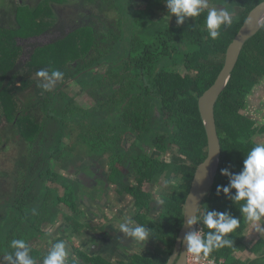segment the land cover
<instances>
[{"label":"trees","instance_id":"trees-1","mask_svg":"<svg viewBox=\"0 0 264 264\" xmlns=\"http://www.w3.org/2000/svg\"><path fill=\"white\" fill-rule=\"evenodd\" d=\"M22 2L0 0V36H7L2 43L5 47L2 60L3 56L8 59L22 51V46L18 44L20 39L30 40L42 34L55 35L58 32L60 35L55 42L39 47L37 51L45 48L48 52L80 30L83 32L81 45L84 50L74 63L64 57L62 63L51 65L37 60V51L25 65L23 61L17 62L18 59L6 65L7 61L0 59V71L3 70L0 79V122H4V126L0 127V145L29 143V154L26 157L21 154L22 158L15 160L11 172L15 180L13 188L24 192L21 206L36 205L34 211L37 216L33 215L39 216L36 226L45 221L52 204H64L77 211L80 199L72 193L73 184L65 175L51 169L52 160H63V168L74 161L62 159L63 156H70L73 150L65 148L64 138H72L75 134V148L89 136L93 138L95 149L102 148V143H105L107 149L115 151L118 146L114 129L105 132L104 127H121L123 124L110 122L111 115L116 119L123 117L127 120L125 125L134 128L151 120V140L154 138L155 142H162L160 149H164L169 139L188 161L185 164L176 160L170 170L183 176L187 192L182 196L165 198V214L157 219L151 230V238L156 244L164 245L170 254L183 225L184 203L195 171L208 154V139L198 100L221 73L228 47L248 15L264 0H209L210 6H224L233 13L232 25L223 28L216 40L208 36L205 28L206 11L178 26L175 17L167 16L164 0H81L77 4L74 0H38L40 3L34 6ZM71 4L75 6L68 7ZM60 10L69 12V15L63 17ZM155 14H159L156 21L152 18ZM103 17L117 19L115 23H110L103 21ZM77 19L82 20V24L74 22ZM72 49L68 46L63 50L62 46L60 52L68 56ZM101 67H105V71L97 72ZM181 68L187 71L185 75ZM40 69L59 70L64 73V78L51 91H45L40 86L41 78L36 75ZM69 80L76 81L94 100L91 102L94 105L82 109L69 101L62 91ZM263 83L264 27L245 44L231 79L215 106L222 147L221 165L215 185L199 211V226L203 227L204 233L208 231L202 224V214L207 209L229 212L240 219V226L230 236L234 247L214 250L208 257L218 262L223 260V264H264V256L248 260L242 258L246 253L256 257L261 243L255 246L246 243L244 231L247 222L239 206L223 193L217 195V186L229 183L228 178L221 174V169L239 173L243 169L245 155L257 143L255 139L264 140V123L259 121L260 115L247 111L249 98ZM39 112L42 121H38ZM100 114L109 117V121L100 124L96 116ZM45 120L49 122L45 123ZM160 126L164 127L166 133L162 136L166 138L153 136ZM108 138L112 139L111 145L105 142ZM81 153L76 152V161L81 159ZM168 168V165H162L151 173V179L164 174ZM113 170L117 173L115 167ZM3 176L8 177L7 174ZM50 181L59 184V187L48 186L46 183ZM61 188H64L62 195ZM32 198L35 203L30 201ZM76 199L77 204L73 201ZM11 240L7 234L4 235V231L0 232L2 254L12 251ZM31 256L35 259L37 252L33 251ZM167 256L153 254L151 261L135 257L130 264H166ZM91 262L111 264L99 258H92Z\"/></svg>","mask_w":264,"mask_h":264},{"label":"flooded vegetation","instance_id":"flooded-vegetation-1","mask_svg":"<svg viewBox=\"0 0 264 264\" xmlns=\"http://www.w3.org/2000/svg\"><path fill=\"white\" fill-rule=\"evenodd\" d=\"M74 22L82 24L83 21L77 19ZM69 23L75 25L73 21H69ZM55 35L59 36L60 33ZM105 69V67L98 68L97 72H104ZM73 84L79 86L77 93L83 91L82 94L85 96L82 99L83 104L77 105L82 109L88 105H94L91 103L94 100L85 93L76 81L69 80L66 82L62 91L65 87ZM67 96L69 101L76 104L75 97ZM249 100L251 101L250 98ZM96 116L100 119V124L109 121L107 116L101 114ZM38 118V121L43 120L41 112L38 113ZM110 118L112 123L118 121L123 124L121 127L114 126L113 128V126L108 125L104 127L105 132L108 129H114V138L116 146H118L115 151L121 150V154L118 152L116 156L111 155L109 157L112 151L107 149L105 143H102V148H91L87 153H81V159L76 161V152H72L75 150L74 134L72 138H64L65 148L71 147L70 149L73 150L70 156H63L62 158L65 161L70 159H74V161L67 168L62 167L63 160L55 159L51 162L52 171L65 175L72 184H80L81 200L77 211L71 210L64 204H52L48 208L50 212L45 221L36 226V221L39 219V216L35 217L37 216L34 211L36 205L21 206L25 199L24 196L21 201H14L7 208L0 205V232L4 231V235L7 234L9 239L23 238L25 241L27 240L32 249L31 253L37 252V257L34 259H38L37 264H42L43 257L51 245L59 240L65 241L71 251L68 264H92V258H99L111 264H130L135 257L151 261L153 254L168 255L166 264L170 262L174 249L168 254V249L164 245L156 244L151 238V233L148 241L143 244L135 243L134 240L124 237L122 232H118V225L122 222L123 217H131L136 224L148 227L151 231L157 219L165 214V198L182 196L187 192L183 176H178L170 170L176 160L185 164H188V161L180 154L176 144L169 139H167L168 144L163 147L164 149H160V146H163L162 142H155L154 138L151 140V120L145 122V125L134 128L125 125L127 120L123 117L116 119L115 116L111 115ZM48 122L45 120V123ZM165 133L158 130L153 132V136L158 135L159 139L166 138L162 136ZM111 140L108 138L105 142L111 145ZM160 156L162 158H159ZM167 156H171V158L168 160ZM53 164H56L60 171H55ZM162 165H168L169 168L164 174L156 175L151 179V173L160 169ZM114 167L117 169V173L114 172ZM70 168L73 170L70 171ZM37 178L42 179L41 176ZM50 178L53 180L52 177ZM162 178H168L165 186L168 194H165L162 200L158 201L156 184L161 186L163 184ZM46 184L51 187H59V184L51 181ZM11 186L13 188V185ZM12 188L8 190L6 187L4 193L7 195L16 193V191L13 192ZM4 199L7 198L4 197ZM82 199L83 202H81ZM30 201L35 203L34 198ZM143 203H147V205ZM61 206L66 208L69 213L62 211ZM2 251L0 247V258L5 256Z\"/></svg>","mask_w":264,"mask_h":264},{"label":"clouds","instance_id":"clouds-1","mask_svg":"<svg viewBox=\"0 0 264 264\" xmlns=\"http://www.w3.org/2000/svg\"><path fill=\"white\" fill-rule=\"evenodd\" d=\"M164 3L168 10L167 16L175 17L178 26H183L187 20L199 17L206 11L204 24L212 40L219 38L221 30L233 23V13L228 8L210 6L209 0H164ZM36 75L41 78L40 86L45 91H51L55 84L64 78V73L59 70L40 69ZM207 161L201 167L206 165ZM221 174L228 178L229 183L224 186L218 185L217 195L223 193L233 204L238 205L243 219L258 233L264 234V143L254 144L247 152L243 169L239 173L221 169ZM200 223L199 216L188 217L186 221L189 229ZM202 224L208 229L206 233L202 230H191L186 233L183 241L186 247L184 256L191 255L198 260L201 257L207 259L214 250L234 247V241L230 236L240 226V219L229 212L207 209L202 214ZM118 229L124 237L134 240L135 243L143 244L150 239L151 231L148 227L136 224L131 217H123ZM10 248L12 251L4 256L7 264H37L25 239H12ZM70 255L67 243L59 240L51 245L43 257L42 264H68ZM184 256H181V260Z\"/></svg>","mask_w":264,"mask_h":264},{"label":"water","instance_id":"water-1","mask_svg":"<svg viewBox=\"0 0 264 264\" xmlns=\"http://www.w3.org/2000/svg\"><path fill=\"white\" fill-rule=\"evenodd\" d=\"M260 5H264V2L250 12L237 36L228 47L225 64L221 73L215 83L198 100L199 111L208 139V154L203 163L210 158L206 165L201 167L203 164L201 163L195 171L190 191L184 203L183 225L168 264H174L175 260H177L176 264H187V256H184L186 254V247L183 243L184 237L188 231L196 230L198 227L197 224L192 229H189L186 224L187 218L199 216V210L210 194L218 177L222 147L217 131L215 106L231 79L245 44L264 27V7ZM181 256H184L182 260ZM106 259L112 262V260Z\"/></svg>","mask_w":264,"mask_h":264},{"label":"rangeland","instance_id":"rangeland-1","mask_svg":"<svg viewBox=\"0 0 264 264\" xmlns=\"http://www.w3.org/2000/svg\"><path fill=\"white\" fill-rule=\"evenodd\" d=\"M22 1H23L22 2L23 4H31L33 6L36 5V3L38 2V0H22ZM74 1H75V4H77L81 0H74ZM14 2H16V0H14ZM38 3H40V2H38ZM75 4H71V6H68V7H73V6H75ZM141 6H139V7H141ZM62 9H64V8H62ZM60 14H62L63 17H66L67 15H69V12L66 13V12L61 11ZM158 17H159V14H155V16H153L152 18L154 21H156L157 19H159ZM116 19H117L116 17H113L110 19L109 18L106 19L103 17V21H108L110 23H115ZM80 31L81 32H79V31L76 32V34H74V36H72L71 38L62 42L63 44H56L54 46V48H52L50 51H48V52H50V54H48V52H46L47 50H45V48L40 50V51H37V49L39 50V47H42V46L46 47L48 45H51L52 42H55L56 39H58L59 37L55 36L54 34H42L38 37L31 38L30 40H24V39L19 40L18 39L19 40L18 44L20 46H22V48H23L22 51H19L18 54H16L15 56H12L11 58H8V59H6L3 56V60L7 61L6 65H8V64L11 65L12 63H14L18 59L17 62L23 61L24 65H25L26 63H29L31 61L33 53L37 51L36 55H35L36 59L41 60L42 62H45V63H49L51 65H52V63L60 64V63H62V61H65V58L69 59L70 62L73 61V63H74V61L76 60L78 55L84 50V46L81 45L82 41H83V32H82V30H80ZM5 37L7 38L6 35L0 36V49L2 48L0 51V59L3 55V53L5 52L4 51L5 47L2 44ZM62 46H63V50H66L68 48V46L73 48L68 56L63 55L60 52ZM179 58L180 57H178L177 59H179ZM3 60L1 59V61H3ZM181 69H182L181 71H183V73L185 75L187 73V71L183 68H181ZM175 72H179L178 69H175ZM2 76H3V70L0 71V79L2 78ZM78 90H79V86L76 84H73L72 86L65 87L64 92L67 95L75 97V99L77 101L76 104H83L82 99L85 98V96L82 94L83 91L77 93ZM75 94H77V95H75ZM1 108H2V105H0V113H1ZM247 111H249L250 113L255 112V110L251 108L250 103H248ZM260 112H262V113L264 112V103L261 105V107L259 106L258 113H260ZM3 126H4V122L1 121L0 127L2 128ZM158 130L165 132L163 126H160V128ZM92 141H93V138L92 137L90 138L88 136V139L85 142H82L81 145L77 144L75 147V150H73L72 152L80 151L83 154L87 153L91 148H95ZM255 141H257V143H264V140H261V139H255ZM25 144H26V142H23L20 145L18 143L15 144V143L10 142L7 144L4 143V144L0 145V147H2V151L0 152V154H1V156H0V205L5 206L6 208L9 207L10 205H12V203L14 201H17V202L21 201V199H22L21 195L24 193V192L20 193L18 188H16V190H18V192H17L15 190V188H12L11 185H14V181H15L13 179V176H12V173H13L12 171L14 170L15 160L22 158L21 154L24 157H26L29 154L27 152V149H28L27 145L29 143H27L26 145ZM118 152L121 154V150H118ZM118 152L117 151H112V153L110 152L109 157L111 155L116 156ZM167 157H168V160L171 158V156L170 157L167 156ZM159 158H162V157L160 156ZM53 169L55 171H60L59 167L56 164H53ZM69 170L71 171V170H73V168H70ZM3 174H7L8 177L5 178L3 176ZM161 180H162L161 182H163V184L161 186H159V184H156V197H157L158 201L162 200V198L165 194H168L167 190H165V186H166V183L168 182V178L167 179L162 178ZM9 184H11V185H9ZM78 185L80 186V184H77V183L72 185V187L74 188L72 193H73L74 197H77L78 199H80L81 188ZM6 187L8 188V190L12 188L13 192L16 191V193L15 192L13 194L9 193V195L5 194L4 190ZM60 194L61 195L63 194L62 188H61ZM169 195H171V194H169ZM4 197H6L7 199H4ZM80 200H79V202H80ZM73 201L76 204L78 202L77 199L73 200ZM83 201L84 200L82 199L81 202H83ZM143 204L147 205V203H143ZM61 208H62V211L69 213V211L66 208H64L63 206H61ZM36 261H38V259ZM0 264H7V262L4 260L3 257L0 258Z\"/></svg>","mask_w":264,"mask_h":264},{"label":"crops","instance_id":"crops-1","mask_svg":"<svg viewBox=\"0 0 264 264\" xmlns=\"http://www.w3.org/2000/svg\"><path fill=\"white\" fill-rule=\"evenodd\" d=\"M263 85V86H262ZM260 85L254 94L250 97L251 101V108L255 110L254 113L251 114H259L260 115V122L264 123V112L258 113L259 106L264 103V83ZM245 233V241L248 244H252L253 246L260 244L261 250L259 254L255 257L253 254L250 256L248 253L242 255L244 259H257L260 256H264V234L258 233L254 228H252L248 223H246ZM264 259V257H263Z\"/></svg>","mask_w":264,"mask_h":264},{"label":"built area","instance_id":"built-area-1","mask_svg":"<svg viewBox=\"0 0 264 264\" xmlns=\"http://www.w3.org/2000/svg\"><path fill=\"white\" fill-rule=\"evenodd\" d=\"M200 230L204 232V229L202 226H198L196 229V231H200ZM223 263H224L223 260H220L218 262L215 259H210V258L204 259L202 257L198 260L191 255H188V260H187V264H223Z\"/></svg>","mask_w":264,"mask_h":264}]
</instances>
